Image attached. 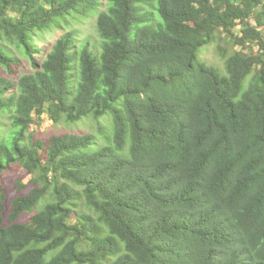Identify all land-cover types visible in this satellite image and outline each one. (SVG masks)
I'll return each instance as SVG.
<instances>
[{"label":"trees","instance_id":"16d2710c","mask_svg":"<svg viewBox=\"0 0 264 264\" xmlns=\"http://www.w3.org/2000/svg\"><path fill=\"white\" fill-rule=\"evenodd\" d=\"M91 14L100 50L68 31L36 58ZM219 38L227 75L200 56ZM22 55L0 177L31 179L0 183V264H264V0H0V66ZM46 115L97 129L35 137Z\"/></svg>","mask_w":264,"mask_h":264},{"label":"rangeland","instance_id":"374dc122","mask_svg":"<svg viewBox=\"0 0 264 264\" xmlns=\"http://www.w3.org/2000/svg\"><path fill=\"white\" fill-rule=\"evenodd\" d=\"M97 14H91L89 16H79L78 18L74 16H70L67 23H62L60 26H54L51 29L38 32V34L34 37V42L40 52L36 53V58L39 61H42L46 54L50 51L52 45L55 41L64 33L68 31H74V36L77 40L76 50H79L81 45L85 42L89 41L90 45L96 50H100L102 46V39L99 36L97 27H96ZM219 45H223L227 47V42L221 38L217 39L215 42H212L200 50L201 58L209 65L219 70V72L223 75H227V69L225 64V59L221 55L219 51ZM229 49V53H233L235 51L241 50V46L237 45L236 47H227ZM21 63L19 66H14V71H8L4 67L0 66V77H5L11 79L13 81H17L18 78L23 73L32 72V65L30 59L24 57L23 55L20 57ZM250 78L246 80V85L248 84ZM104 121L105 125L110 128V122ZM11 119L7 113L0 114V140L6 137L7 131L10 127ZM35 132V137L42 138L48 140L50 137L57 134H66V133H77L83 134L88 132H96L97 123L94 119L89 118L85 119L78 123H67L60 122L55 124L53 120H51L47 115L44 118V121L41 125H34L32 127ZM21 169V168H20ZM20 169H11L6 171L0 177V183L5 186L7 193L10 197L14 195L13 192V182H15L16 172ZM21 178L25 183H28L31 179V175L26 170H20ZM9 199L8 202H10Z\"/></svg>","mask_w":264,"mask_h":264}]
</instances>
